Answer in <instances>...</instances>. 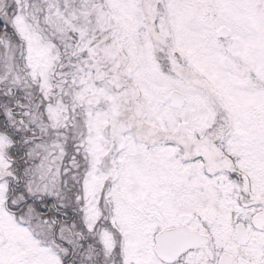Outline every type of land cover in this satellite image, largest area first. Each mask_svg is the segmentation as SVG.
Wrapping results in <instances>:
<instances>
[{
    "label": "snow or ice",
    "instance_id": "obj_1",
    "mask_svg": "<svg viewBox=\"0 0 264 264\" xmlns=\"http://www.w3.org/2000/svg\"><path fill=\"white\" fill-rule=\"evenodd\" d=\"M0 264H264V0H0Z\"/></svg>",
    "mask_w": 264,
    "mask_h": 264
}]
</instances>
